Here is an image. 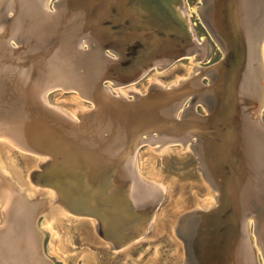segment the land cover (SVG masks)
Returning <instances> with one entry per match:
<instances>
[{
    "label": "bare ground",
    "instance_id": "obj_1",
    "mask_svg": "<svg viewBox=\"0 0 264 264\" xmlns=\"http://www.w3.org/2000/svg\"><path fill=\"white\" fill-rule=\"evenodd\" d=\"M57 1L54 10L48 11L49 0H0V13L11 12L0 28V137L11 147L31 151L34 158L37 155V159L30 160L24 176L14 164L0 163V264H41L39 254L42 253L38 252L36 229H33L37 210L33 207L43 196L33 198L37 194L36 188L49 189L44 194L45 203L40 205L42 209L47 208L50 218L67 216L86 220L112 249H124L128 244L122 246V241L130 236L140 237L148 226L143 223L152 218L151 215L148 218L144 210L152 207L150 202H155L158 195L160 198L163 186L150 183L155 181V172L148 177L149 181L137 170L132 149L139 144L143 132H148L146 137L152 136L151 132L157 129H160L159 141L164 144H185L191 137L197 138V147L191 145L190 148L200 154V170L205 174H200L202 183L206 180L210 184L205 186L206 192L211 193L219 205L221 203L216 216L218 225L214 231L206 232L208 243L201 244L198 253L189 237V231L196 228L194 221L197 219L188 217L194 220L190 224L189 219L181 221L186 216L183 215L180 224H176L186 210L168 215V221L173 222L172 234L184 240V250L180 247L182 258L185 254L184 261L201 257L198 264H255L254 254L261 252L264 257V215L257 213L258 204L264 210V132L256 124L242 120L243 127L235 129L228 123L227 114L200 119V115L196 116V108L192 110L194 117L183 116L184 124L175 120L176 110L184 100L181 101L180 95L191 90H195L192 95L198 96L193 98L194 102L200 99L209 111L215 110L223 93L225 104L230 106L239 104L240 97L248 94L261 99L259 107L264 106V8L261 17L256 18L260 0L209 1L213 20L223 27L222 36L220 32L218 35L222 38L225 55L229 56L226 63L223 61L211 71L214 74L210 85L221 83L223 78L224 87L200 89L197 81L189 80V76L181 85L171 87L169 92L162 90V84H155L145 97L139 99L136 95L138 99L133 101L126 100L120 93L127 91L133 83L125 85V81L140 76L135 77L138 71L116 78L111 84L115 94L109 86L105 87L116 96L113 100L99 95L98 73L114 69L116 62L126 56L130 59L135 49L136 54H140L143 47L153 49V55L161 53L156 58L158 61L180 56V38L171 31L167 33L163 26L169 18L156 15L159 13L158 2H163L165 7L167 2ZM166 12L170 13L168 6ZM80 38L88 45L84 47L82 41L76 44ZM11 40L17 47H12ZM175 43L178 46H174ZM103 46L111 47L115 52L107 54L106 63L99 58L98 48ZM83 48L89 49V53L81 52ZM128 49L131 52H127ZM240 59L243 60L241 69L238 68ZM251 62L255 68L249 66ZM230 69L231 73L228 72ZM58 81L60 88L80 93L79 97L88 102L89 108L77 106L68 113L48 105L45 100L50 90L48 86ZM212 89L214 95L209 97L207 90ZM200 92L204 93L201 95ZM95 95L99 96L96 100L87 99ZM47 159L50 161L44 172L33 174L42 169L39 163ZM226 180L230 182L225 206L223 188ZM39 181L47 184L40 185ZM13 187L18 188V192L12 190ZM61 193L66 196L64 203L59 199ZM211 205L215 206V203ZM85 211L96 215L79 213ZM153 212L154 208L152 216ZM233 212L239 216L238 228L229 226V215ZM251 222H257L256 229L260 230L256 238L248 236ZM211 237L215 245L209 244ZM59 247L60 244L50 247V252H56ZM41 261L51 264L43 255Z\"/></svg>",
    "mask_w": 264,
    "mask_h": 264
},
{
    "label": "rangeland",
    "instance_id": "obj_2",
    "mask_svg": "<svg viewBox=\"0 0 264 264\" xmlns=\"http://www.w3.org/2000/svg\"><path fill=\"white\" fill-rule=\"evenodd\" d=\"M54 1L55 0H49V9H53L52 4ZM209 1L210 0H183L184 8H181L182 12H185L187 17L190 19L193 29L192 33L195 35V39L198 42L197 49H195L197 51L191 53L190 55L182 56L169 65H157L151 67L147 72L134 81L127 91L120 93L126 97V100L129 98L128 101H133L134 99L137 100L138 97L139 99L145 97L149 93L150 88L155 86V84H162L164 88L162 90L169 92L171 87L181 85L185 80H188L189 76V80L194 79L199 84L200 79L198 80L197 77L200 73L204 72V68L216 63L223 57V55H225V51L223 49L224 47L222 45L223 42H221L222 38H220V36H222L223 27L221 28L220 22L219 26H217V21L213 20ZM263 8L264 0H260L259 4L257 5L256 18L261 17L260 15H262ZM1 13L0 28L3 26L6 16L11 15V12L6 14ZM215 15L217 16L219 14L215 13ZM218 33L221 35L219 36ZM11 41L12 42L10 43L12 47H17V43H15L14 40ZM248 42L253 47V43L250 41ZM252 47H249V49H252ZM249 66L255 68V64L253 62L249 63ZM213 72L209 71L207 74L202 76L201 80L203 84L210 85L212 82V74H214ZM262 87V89H264V86ZM111 88L113 89L111 90L112 93L115 94V88ZM118 91L122 92L120 90ZM213 91V89L209 91L207 90V92L210 93L209 97L214 95L212 94ZM201 93L203 94L204 92H200V94ZM200 94L199 97L202 95ZM79 95L80 93H77L75 90H64L59 87L48 91L45 95V100L48 105L54 106L68 113L70 110L77 108V106H80L83 109L89 108L88 102L79 97ZM136 95L138 96L137 99L135 98ZM187 96L188 97L185 96L186 98H181V101L183 99L184 100L181 102V106H179L178 111L176 110L178 117H181L184 111V116L194 117L192 110L195 108V112L207 115L206 113L210 108L204 105L202 101L200 102V99L194 102L193 98L198 96H194L192 94ZM206 99L207 98H205V100ZM191 101L194 103V105L189 107ZM261 103V99L257 98L255 101V108L259 111V118L264 124V106L259 107ZM154 136H157V134ZM159 139H161V137H159L157 140H153L152 137L146 138V140L140 143L137 148L134 146L132 149V158L136 163L135 165L137 166V170L142 172L147 178L151 177L152 173L155 172V176H153L155 181L151 182L149 178L148 180L154 185L163 186H160L163 189L160 198L158 195L157 199L155 200L156 202L159 199L158 205L153 212V216L148 226L140 237L128 243V245L124 246V249H112L106 244L105 240H102V237L98 234V231L94 230V227L92 228L88 221L82 219L80 220L79 218H75L74 220L73 218L67 216H60L61 218L59 217V219L52 217L50 218L47 208L44 207V209H42V205H40L45 203L43 200V198L46 199L44 194L49 189H47L48 187H44L46 190H39L36 188L37 194L33 198L43 196L41 197L40 203L39 201H37V203L35 202L37 205L34 203V206L37 207H33L34 210H37L35 214L37 217L34 216L36 218H34L35 222L33 223V229H36L34 232L36 234V246L38 252H41L45 259H48L51 264H146V262H148L147 264H154V261L155 264L191 263L192 261L189 262L187 260V263L184 261L185 254L182 258L180 247H182L181 249L184 250L185 243L183 242L184 240L172 234L171 227L173 222L168 221V215L180 210H186L179 217L180 219L176 224H180L181 221L187 222V219H189L188 217L191 216H194V219H197L195 221L193 220V217L189 219L190 224L192 221L197 223L195 225L196 228H193L191 230L192 232L189 231V237L191 239L194 251L198 253L200 252L201 244L204 242L208 243L206 236L209 234L207 233H210L211 229L214 231V227L218 225L216 216L219 210L218 207L221 205V203L219 205L218 200H214L212 198V194L206 192L205 186H210V184L206 180L203 181L204 183H202L200 174H203V176H205V174L203 173L204 171L200 170V154L195 153V151H192L190 148L191 145L197 147V138L191 137V140L185 144H182L181 142L164 144L161 143ZM18 148L11 147L5 138L0 137V163L6 164L10 162L14 164L13 166H15L18 171L20 170L19 172H23L21 174L24 176L27 172V168L30 167V160L37 159V155L34 158V153L31 151L28 152L26 149L20 148L22 149L20 150ZM6 149H8V151ZM39 164L41 165V163ZM196 167H198V169ZM12 190L18 192V188L13 187ZM211 201L215 203V206H209V204L212 203ZM155 202L151 201L150 204L153 205ZM205 206H209V209L206 210L207 207ZM149 208H151V206ZM44 210L47 212V215L45 214ZM186 212L191 215H187ZM177 215L178 213H176L174 217L176 218ZM183 215L186 216L183 218V220H181ZM149 217L150 216L148 215V218ZM52 219H55L53 220V223ZM60 220L63 221L60 222ZM1 224L2 221L0 220V226ZM176 224L174 226H176ZM47 225H49L50 228ZM256 225L257 222L256 224L251 222V225L248 229V236L251 235V237L253 236L256 238L257 233L260 231L256 229ZM164 228L165 230H163ZM211 238L212 239L209 241V244L211 243L212 245L213 243L215 245L213 237ZM59 244V249L56 250V252L51 253L50 247H58ZM213 252H215L214 249ZM42 255L39 254L41 264L43 263L41 261ZM254 255L255 258L253 260L257 258L255 260V264H264V257L261 252H257Z\"/></svg>",
    "mask_w": 264,
    "mask_h": 264
},
{
    "label": "water",
    "instance_id": "obj_3",
    "mask_svg": "<svg viewBox=\"0 0 264 264\" xmlns=\"http://www.w3.org/2000/svg\"><path fill=\"white\" fill-rule=\"evenodd\" d=\"M56 1L57 0H55L53 2V4H52V7H53L52 10H54ZM150 1L152 3H154V0H150ZM164 1L167 2V6L170 9V13L166 12L167 6L166 7L163 6V4H164L163 2H158L157 5L159 6L158 7L159 13L156 14V15H159V16H162V17L164 15H166L167 16L166 18H169L168 20H166L167 23L163 24V26L167 30V33H169V31H171L172 33L178 35L177 38H180L181 45H180L178 51L180 52L179 55H181V56L171 57L170 59H167V60L158 61L156 58L158 57V55H161V53L153 55L152 54L153 49H148V48H144L143 47L141 49L140 54L138 53L139 56L136 54V51H137L136 49H135V51H133V53L131 52L130 49H128L127 52H131V56H129L130 59H128V57L126 56L125 59L122 58L121 60H118V62H116V66H115L114 69L108 70L107 72H104V73H103V71L98 73V76H97V79H96V85H97V89L99 91V95L101 94L103 97H105L108 100L116 99V96H113L111 93H109V90L107 89L108 86H109L110 89H112L111 87H113V85H111V84H113L116 81V78H118V77L124 78L125 75H129L130 73H133V71H135V70L138 71V73H136L135 77L137 75L141 76L153 66L169 65V64H171L172 62H174L175 60H177L178 58H180L182 56L190 55L193 52V50L197 49L198 42L195 39V35L192 33L193 29H192V26H191L190 19L187 17L186 13L184 12L185 15H186L185 16L184 13L181 10V8H184L183 0H164ZM142 5H144V4L142 3ZM46 10L49 11L50 9H46ZM52 10H50V11H52ZM262 30H264V24H263ZM81 41L84 42L85 39L84 38H80L79 40H77L76 44L80 43ZM86 44L88 45V42H84L83 46L85 47ZM174 46H178V43H175ZM104 48H105V46H103L101 48H98V51H99V58H101V61L104 60L105 63H106V61L109 59L107 57V54L109 55V53H110V55H112V53L114 54L115 52H114V50L111 47H106L105 50H103ZM88 51H90V50L89 49L86 50L84 48H83V50H81V52H85V53H89ZM84 56H87V54L84 55ZM228 57H229L228 55H223V57L219 61H217L216 63H214V64H212L210 66H206L207 68L204 70V72H202V73H200L198 75L197 79L198 80L200 79L199 80V84L201 83L199 85L200 89H205L206 90V89H209V88H213L214 86L215 87H222V86L224 87L226 85V83H222L223 78L221 80V83L219 82L217 84H211V85L203 84L201 78H202L203 75L207 74L209 71L215 70L219 65H221L223 63V61H224V63H226L228 61V59H229ZM244 58L245 57L243 55L242 59L245 61ZM225 60H227V61L225 62ZM243 60L240 59V61L238 62L239 63L238 64L239 65L238 68H240V69L242 68ZM135 61H137L136 64L134 63ZM119 67H120V69H119ZM226 68L228 69L229 67L227 66ZM231 71H232V69H230L228 72L231 73ZM136 78H134V80ZM134 80L125 81L123 84L127 85L131 81L134 82ZM59 83H60V81L53 82L52 84H49L48 88L50 90H52L54 88H59L60 87L58 85ZM105 87H107V88H105ZM61 88H62V86H61ZM62 89L68 90L66 88H62ZM194 91L195 90H191L188 93L180 95V98L181 97H185V96L187 97L188 94H191V93L193 94ZM223 96H224V93H223ZM223 96L220 94V99H219L218 105L215 108V110H213V111H208L207 110L208 112L206 113L207 114L206 116H204L205 114H200V113L196 112V116L198 117V115H200L201 116L200 119H202V118H213L214 116H217L218 114H220V115L221 114H227L228 123L231 126H235V129H237V128L239 129L240 127H243L242 121H244V122H248L250 124H256L258 126V128L262 132H264V124L261 122V120L259 118V114L260 113L253 106V102L256 100V96L254 97L253 94H248L245 97H240L241 100H239V104L236 103L233 106H230V104L229 105L225 104ZM98 97H99L98 95H95L93 98H88L87 97V99H89L91 101H94ZM193 105H194V103L191 101V104H190L189 107H192ZM184 113H185V111H184ZM184 113L181 115L180 118L177 117V116L175 117L176 122H179L180 124L181 123H183V124L185 123V118L183 117ZM175 120H174V122H175ZM159 132H160V129H157L155 132H151L153 134L152 136H147V137L144 136V135H148V132L147 131L145 133L143 132L141 134V136L145 137V138L143 139L140 136L141 139H140L139 144L142 143L144 140H146V138H149V137H152L153 140H157L160 137L159 136L160 135ZM155 134H157V136H154ZM138 145L136 146V148L138 147ZM20 150H22V149H20ZM25 152H27V151H25ZM49 161H50V159H47L46 161H44V163H42L40 165L42 167V169H40L39 171H35L33 174L44 172V167ZM196 168L198 169V167H196ZM229 180L231 181V179H229ZM229 180L225 181V183H224L225 185H224V188H223V196H224L223 204H225V206L228 203L227 194L229 192L228 191L229 182H230ZM38 184L45 185L47 183L45 181H39ZM62 193L60 194L61 198H59V199H60V202L64 203L63 199H65L66 196H64V194H62ZM157 205H158V201H156V203H154L151 208H148V209L144 210L145 215L146 216L151 215V217H152V210H153V208L155 210ZM261 208H262L261 204H258L257 205V213H261L262 215H264L263 214L264 210H262ZM261 210H262L263 213L261 212ZM79 213L82 214V215H88V216H92V217H95V215H96V214H94V213H92L90 211L79 212ZM233 213H234L233 215H232V213L229 215V222H230L229 226L230 227H234V228H238V226L240 225L239 216H238L237 212H233ZM150 220L151 219H149L148 222H150ZM148 222L146 221L145 223H143L144 224L143 226L146 227V225H148ZM136 236L135 237L134 236H130L129 239L123 240L121 245L124 246V245L128 244L129 241L135 240ZM200 259H201V257H199V260ZM199 260H198V258H197V260L194 259V261H192V264H198L197 261L200 263Z\"/></svg>",
    "mask_w": 264,
    "mask_h": 264
}]
</instances>
